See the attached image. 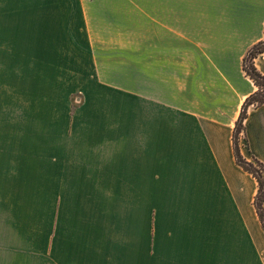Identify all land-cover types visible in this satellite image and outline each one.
Listing matches in <instances>:
<instances>
[{"label": "crops", "instance_id": "1", "mask_svg": "<svg viewBox=\"0 0 264 264\" xmlns=\"http://www.w3.org/2000/svg\"><path fill=\"white\" fill-rule=\"evenodd\" d=\"M126 13L133 44L202 45L197 71L193 52L160 46L154 72L163 90L180 82L168 68L197 73L198 105L168 131L166 92L153 98L147 88L144 46L143 91L128 90L158 114H101L97 99L94 114H81L86 101L60 119L25 114L22 102L15 117L1 112L0 264H264L257 181L236 163L232 142L257 89L242 62L264 39V0H126ZM253 63L264 76V53ZM242 134V157L264 163V103L248 107ZM136 207L147 213L142 242Z\"/></svg>", "mask_w": 264, "mask_h": 264}, {"label": "rangeland", "instance_id": "2", "mask_svg": "<svg viewBox=\"0 0 264 264\" xmlns=\"http://www.w3.org/2000/svg\"><path fill=\"white\" fill-rule=\"evenodd\" d=\"M144 46L151 53L153 77L147 88L156 98L159 87L161 99L166 92L160 114L167 116L168 131H173L176 117L192 115L191 105L199 103V91L193 82L198 76L195 73L184 77L182 69L176 73L168 68V79L180 82H168L163 90L154 74L158 70L156 57L160 46L168 55L193 52L197 71V52L202 45L131 43L126 0H0V113L6 110L5 115L15 117L22 108L14 104L22 102L25 114L36 111L38 115L60 119L76 114L86 101L88 107L81 114H94L92 101L97 99L107 106L101 114H158L160 109L156 105L153 109L152 103L142 110L138 104L142 97L136 96L135 100L128 90L143 91L144 61L140 51ZM172 72L175 76L170 75ZM186 79V83L181 82ZM5 99L8 103L4 105ZM242 135L240 132L239 139ZM261 175L264 179V171ZM41 210H45V205L40 204ZM146 215L142 207H136L138 242H142V229L148 223L143 221ZM45 225V219L39 221L41 228Z\"/></svg>", "mask_w": 264, "mask_h": 264}, {"label": "trees", "instance_id": "3", "mask_svg": "<svg viewBox=\"0 0 264 264\" xmlns=\"http://www.w3.org/2000/svg\"><path fill=\"white\" fill-rule=\"evenodd\" d=\"M264 53V39L252 45L246 52L242 68L246 76H248L257 89L251 93L243 102L239 116L235 121L232 142L236 163L246 172L250 173L257 181V192L254 197V206L262 227L264 229V179L261 173L264 171V163L256 159L250 161L245 160L239 152V133L243 130V121L246 117L248 107L259 106L264 103V76L260 74L254 66V58Z\"/></svg>", "mask_w": 264, "mask_h": 264}]
</instances>
